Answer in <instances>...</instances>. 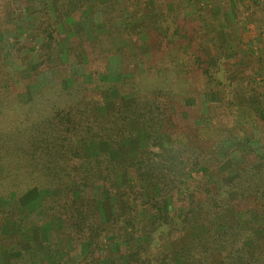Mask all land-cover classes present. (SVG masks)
Segmentation results:
<instances>
[{
    "label": "trees",
    "instance_id": "1",
    "mask_svg": "<svg viewBox=\"0 0 264 264\" xmlns=\"http://www.w3.org/2000/svg\"><path fill=\"white\" fill-rule=\"evenodd\" d=\"M51 1L55 17L44 12L37 34L53 30L54 22H61L76 10L92 8L96 32L89 42L90 50L98 49L105 57L119 55V77L103 81V72L92 76L87 71L89 62L85 65L81 55L85 48L78 44L77 62L84 67L87 80L68 75L69 85L47 90L41 96L23 102L0 101V199L50 191L52 194L41 200L43 213L45 219L59 221L58 237L69 244L68 254L74 255L87 244L90 247L81 256V264H102L110 259L115 239L128 231L130 240L125 243L129 251L134 250L139 226L129 200L136 202L144 190H154L158 198L143 202L150 210L143 221L144 230L154 248L179 241L195 224L191 212L182 211L188 206L197 209L205 233L188 238L173 253L137 258L135 264H176L175 258L182 264H264V224L240 227L242 222L264 221V123L258 124L257 135L246 131L248 135L239 137L247 143L242 151L243 164L230 174L211 176L201 165L194 177L187 171L204 157H217L221 162L226 156L215 154L214 146L223 137L233 138L241 132L227 125L235 114V95L252 98L249 101L254 113L264 111V67H248L252 56L239 57L229 70L246 77L232 85L224 98L218 93L223 86L216 75L220 68L211 67L202 53L203 41L195 43L199 38L195 30L204 33L203 27L193 26L190 19L177 16V11L166 12L176 24L167 26L169 53L163 51V42L154 37L150 25L144 32L149 38L147 53L140 49L141 44L129 53L117 45L132 40L127 33L129 0L100 4L94 0ZM260 2L264 5V0ZM260 30L264 33L263 24ZM52 38L49 34L44 38L40 49L43 57L50 55ZM220 60L222 56H216V61ZM191 80L197 92L189 102ZM112 92L131 100L115 99L113 107L100 114L103 100ZM140 138L145 149L132 158L112 159L107 152L85 154L93 143L115 147L119 140ZM120 174L134 182L120 187ZM94 190L98 197L93 196ZM112 194L123 195L124 214L121 219L104 221L98 199L105 196L107 200ZM173 194L182 205L178 213L168 202L167 210L163 207L162 199H173ZM229 210L232 223L226 219ZM258 232L262 235L256 238ZM248 241L258 244L257 249L247 246ZM108 245L105 256L101 252Z\"/></svg>",
    "mask_w": 264,
    "mask_h": 264
},
{
    "label": "rangeland",
    "instance_id": "2",
    "mask_svg": "<svg viewBox=\"0 0 264 264\" xmlns=\"http://www.w3.org/2000/svg\"><path fill=\"white\" fill-rule=\"evenodd\" d=\"M109 1L112 0H94V3L100 4ZM260 1L262 0H129L127 4V8H129L127 33H129L128 37L132 40L129 44L121 41L117 45L128 49L129 53H132L134 46L141 44L140 49L147 53L149 38L144 32L146 25H150L149 28H152L153 34H155L154 37H157V40H162L163 45L161 47L163 51L169 53L172 49L168 50L167 26L168 24L174 26L176 24L173 23L174 20L170 19L169 14L166 12L177 11V16H180V18L190 19L193 26L198 24L203 27L204 33L201 29L196 28L195 36L199 38L195 43L203 41L202 53L207 57L212 65L211 67L214 69L220 68L216 75L220 77L223 86L218 90V93L220 92L219 94L225 98L226 91L230 90L232 85L236 86L237 81L246 77L242 72L235 75L229 70L232 58L226 55L227 52L223 53L222 51L223 43L228 38L231 39L228 36L238 32L241 38L243 29L247 25L249 32L247 31L245 36H251L254 39L257 53H264V39L263 42L255 39L257 31L260 30L262 24L264 25V5ZM52 5L51 0H0L1 102L10 103L13 100L23 102L29 100L32 96H41L47 90L69 85L71 80L70 78L69 80L66 79L68 75L81 76L83 81L87 80L88 76L85 75L84 67L77 62V55L80 50L77 49L78 46L76 47L78 44L81 48H85V50L82 49L81 55L84 58L85 65H87L86 62H89L87 71L92 76L93 74L97 75L98 72H103L100 75V79L103 81L118 79L119 55L105 57L98 49L90 50L89 42L93 37V33L96 32L92 22V8H88L84 12L76 10L68 18L60 19L61 22H54L52 25L53 30L46 29L39 35L37 34L36 28L44 18V12L48 11L49 16L54 19ZM213 27L221 28L223 34L218 30L215 31ZM97 32L104 33L103 30ZM48 34L53 37L54 41L51 42L52 48L48 52V55H50L43 57L40 49L44 38ZM233 35L232 40H234ZM56 40L57 43L55 44ZM236 42L238 43V41ZM233 46L232 44L230 49L225 46L224 51L232 50ZM216 56H222L223 60L217 62ZM250 61L248 67L259 68L254 67L253 58ZM126 75L130 76L129 74ZM257 80H259L258 77ZM191 81L193 86L187 87L189 93H192V96H189L190 98L186 100L189 102L193 101V95L197 92L194 86L195 83H193V80ZM226 85H228L227 89L225 88ZM213 96L211 97L213 98ZM199 98L200 101L203 99L202 96ZM115 99H121L126 103L131 100L127 95L119 96L118 93L112 92L110 96L103 100L99 113L103 114L106 110H110ZM249 100L243 96H234L236 110L232 122L227 125H233L241 132L237 133L239 136L234 135L233 138L223 137L214 146L215 154L218 156L226 154L224 159L219 162L215 159L217 157L207 156L202 158L199 164L188 167L187 171L191 176L196 175L200 165L208 169L209 175L221 173L220 176L223 177L243 164L242 151L245 147L244 144L247 143L246 140L240 138L244 137V133L245 136L248 135L246 131L250 132V136L252 134L257 135L260 126L258 124L264 123L260 121L264 120L263 111L257 114L254 113L251 110ZM1 127L3 128V125ZM145 146L146 144L142 142V138L119 140L115 147L107 143H93L86 147L85 154L95 155L98 152H107L112 159H127L142 154ZM82 165L84 168L87 167L85 161ZM132 182L134 180L126 174H120L117 179L120 187ZM97 193V190L92 192L94 197H98ZM50 194H52L50 191L41 190L29 192L18 199L13 197L0 199V219L2 220L0 222V264H81V256L90 246L85 244L74 255L68 254L69 244L64 240L61 241L58 237L59 221L57 219L47 220L43 213L41 200ZM142 194V199H137L136 202L129 200L130 209L135 213L139 226L135 239L137 244L134 246V250L129 251L125 243L130 240V231H128L121 234V239L119 237L115 239L113 250L111 249L112 254L109 255L110 259L103 261L102 264H135L137 258H152L164 253H173L188 238L205 233V224L201 221L197 209L188 206L182 211L191 212L195 224L179 241L154 248L155 244L145 234L144 230L143 221L149 217L150 210L143 202H147L151 198H158V194L154 190H144ZM104 197L98 199L104 221L115 218L121 219L125 210L123 195L112 194L107 200H104ZM176 197L175 195L173 199L170 196L162 199L165 210H167V202L168 205L174 206L173 210L176 211L182 206L175 200ZM230 211L227 212L226 219L232 223L234 219L230 215ZM172 213L170 211V214ZM262 224H264V221L256 220L248 225L242 222L240 227L245 229L250 225V228H256L261 227ZM261 235L262 232H258L256 238L261 237ZM247 246L255 250L258 244L248 241ZM103 248L101 254L106 256L110 247L108 245V247ZM175 260L176 264H182L177 258Z\"/></svg>",
    "mask_w": 264,
    "mask_h": 264
},
{
    "label": "crops",
    "instance_id": "3",
    "mask_svg": "<svg viewBox=\"0 0 264 264\" xmlns=\"http://www.w3.org/2000/svg\"><path fill=\"white\" fill-rule=\"evenodd\" d=\"M213 28H215V31L218 30L220 33L223 34V31L221 30V28H216V27H213ZM248 29L249 27L246 25V28L243 29V32L241 34L242 35L241 38L238 32H234V35L231 34V36H228V37H231V39L228 38V40L223 43L222 51L223 53L227 52L226 55L232 58L231 59L232 63L237 62L239 57L252 56L254 63H255L254 67L261 68L264 65V53L263 54L259 52L257 53L256 51L257 48L255 47L256 42L254 41V39H252L251 36L249 37L245 36V33L248 31ZM232 35H233L234 40H232ZM255 39H258V41L260 40V42L261 41L263 42L264 33H262L261 30L257 31V35ZM236 41H238V43ZM232 44L234 45L232 50L224 51L225 46H227L230 49V46Z\"/></svg>",
    "mask_w": 264,
    "mask_h": 264
}]
</instances>
